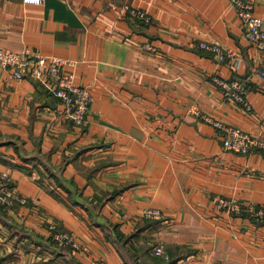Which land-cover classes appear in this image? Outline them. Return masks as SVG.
I'll use <instances>...</instances> for the list:
<instances>
[{
  "label": "crops",
  "instance_id": "0c3cea01",
  "mask_svg": "<svg viewBox=\"0 0 264 264\" xmlns=\"http://www.w3.org/2000/svg\"><path fill=\"white\" fill-rule=\"evenodd\" d=\"M252 3L264 27V0ZM0 46L71 59L93 95L76 123L37 79L0 68L2 183L26 198L0 203V264H264V148L225 149L196 112L264 139V48L229 0H0ZM217 77L240 79L252 108ZM153 206L161 217L143 215Z\"/></svg>",
  "mask_w": 264,
  "mask_h": 264
},
{
  "label": "built area",
  "instance_id": "2783aa9c",
  "mask_svg": "<svg viewBox=\"0 0 264 264\" xmlns=\"http://www.w3.org/2000/svg\"><path fill=\"white\" fill-rule=\"evenodd\" d=\"M23 1L40 3L42 0ZM229 2L235 8V12L245 27L247 39L256 47L264 48L263 21L261 16L253 11L252 0H229ZM126 8L133 16H147L145 11L138 7L126 6ZM200 46L211 50L219 60L236 59L237 64L241 60L235 49L222 43L216 41H200ZM72 64L73 61L71 59L55 54L39 52L28 46L20 50L0 46V68H9L17 78L28 74L37 79L59 98L67 116L72 118L76 123H82L88 116L93 95L87 86H82L75 82L74 71L70 67ZM259 74L264 75L261 71ZM215 80L222 87L223 94L226 97L240 103L246 110L252 108V104L247 98L246 86L240 79L217 77ZM196 112L221 130L222 144L225 149L239 153H247L256 147L264 148V139L251 135L250 132L242 127L220 121L200 110ZM7 176L6 172L0 171V203L8 206L13 205L15 200L25 203L26 198L24 196L4 186L2 182ZM215 206L218 209L228 212H239L241 210L240 202L222 196L216 198ZM143 215L147 217H161L162 210L155 206L149 207L143 211ZM49 229L56 238L73 245L75 244V241L69 233L59 229L56 223L51 222ZM152 252L156 255L164 254V245L162 243L155 244Z\"/></svg>",
  "mask_w": 264,
  "mask_h": 264
}]
</instances>
